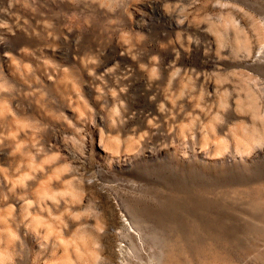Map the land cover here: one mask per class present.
Wrapping results in <instances>:
<instances>
[{
    "label": "rangeland",
    "instance_id": "374dc122",
    "mask_svg": "<svg viewBox=\"0 0 264 264\" xmlns=\"http://www.w3.org/2000/svg\"><path fill=\"white\" fill-rule=\"evenodd\" d=\"M21 263L264 264V0H0Z\"/></svg>",
    "mask_w": 264,
    "mask_h": 264
},
{
    "label": "bare ground",
    "instance_id": "6f19581e",
    "mask_svg": "<svg viewBox=\"0 0 264 264\" xmlns=\"http://www.w3.org/2000/svg\"><path fill=\"white\" fill-rule=\"evenodd\" d=\"M258 55H259V53H258ZM26 263V262H25ZM22 264V263H21Z\"/></svg>",
    "mask_w": 264,
    "mask_h": 264
}]
</instances>
